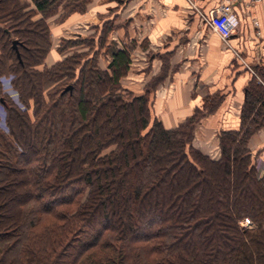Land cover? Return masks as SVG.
Listing matches in <instances>:
<instances>
[{
    "label": "trees",
    "instance_id": "obj_1",
    "mask_svg": "<svg viewBox=\"0 0 264 264\" xmlns=\"http://www.w3.org/2000/svg\"><path fill=\"white\" fill-rule=\"evenodd\" d=\"M87 1L0 0V79L24 105L0 80V264H264V173L247 146L264 89H247L240 126L218 134L211 158L192 145L201 110L166 128L148 88L121 87L127 45L106 69L93 51L37 68L49 49L42 16Z\"/></svg>",
    "mask_w": 264,
    "mask_h": 264
},
{
    "label": "crops",
    "instance_id": "obj_2",
    "mask_svg": "<svg viewBox=\"0 0 264 264\" xmlns=\"http://www.w3.org/2000/svg\"><path fill=\"white\" fill-rule=\"evenodd\" d=\"M218 1L196 0L204 11ZM87 6V13L95 21L92 23L89 17L82 31L114 20L118 29L111 41L115 40L117 48L132 44L131 69L137 67L134 60L139 57L137 60L157 71L160 52L169 55L175 69H169L172 74L164 82L171 87L166 96L155 100V105L160 100L156 115L166 128L176 127L195 109H201L205 99L215 95L220 100L195 126L193 146L202 152L209 148L203 139L213 136L216 141L218 130L240 126L247 89L253 84L264 89V0L249 7L240 1L234 3L238 24L226 43L201 21L186 0H90ZM2 86L9 87L4 81ZM247 146L252 155L264 159V121L249 137ZM256 168L260 178L264 169Z\"/></svg>",
    "mask_w": 264,
    "mask_h": 264
},
{
    "label": "rangeland",
    "instance_id": "obj_3",
    "mask_svg": "<svg viewBox=\"0 0 264 264\" xmlns=\"http://www.w3.org/2000/svg\"><path fill=\"white\" fill-rule=\"evenodd\" d=\"M89 2L90 0L84 4L83 8L75 7V9H73L71 13L66 14L65 16H61L62 10H57L56 13H53L51 15L42 16V18L44 17L46 19L48 25L49 49L45 59L43 60V63L37 65L38 69H41L44 66H51L55 62L63 60L65 57L72 55L74 52L81 53L83 51L86 52L89 51L88 54L89 53L92 54V51L95 53V60L99 68L106 69L108 67L107 65L110 61L111 51L117 48V44L115 40L111 41V39H112V34H114V32L117 31L118 27L114 25L113 23L114 20H111L104 22L98 28L93 27V29H89V31H82L83 25L89 24L88 23L89 17L92 23L95 21L93 20V17L87 13L88 11L87 5L89 4ZM29 7L34 8L31 3H29ZM40 17L41 15L39 13H36L33 16V18L35 19H38ZM98 17L99 15H97L96 20ZM48 21H50V23ZM103 37L105 38L104 43L100 41V39ZM88 41L90 42L89 43L90 45L87 46ZM130 45L132 44L130 43ZM130 45L127 46L128 49L132 52V48ZM158 56H159L158 57L159 64L156 65L158 69L157 71L156 69L154 71V69L147 66L145 62H143L141 59L137 60L139 59V57H137V59L134 60L135 66L137 67L131 69V66L129 64V68L127 72L120 78L121 87L125 88V92L127 93L130 92L133 93L134 95H141L144 94L146 88H148V96L149 98H151L150 109L152 112V117H155L157 119L159 118L156 115V111L159 113L161 108V103H159L160 100L158 99L159 100L158 105H155V100L157 98H162L163 96H166V94H168L171 85L165 84L164 80L167 78V76H169V74L170 75L172 74L169 73V69L170 70L175 69V66L173 67V65H171V63L169 62V55L167 53L160 52ZM130 60H131V56H130ZM138 67H140V69H138ZM175 75L178 76L177 74ZM7 77L10 78L11 75L8 74ZM0 80L1 82L4 81L6 86L9 84L6 79V76L4 75L1 77ZM135 80H139L138 84L132 83L135 82ZM8 86L9 87L4 89V93L9 97V99L14 103V105H16L20 109H23L24 105L20 101L17 91L14 88H12V86L11 87L10 85ZM219 102L220 100H217L215 95L212 97L211 100L205 99L203 101L202 108L201 109L197 108L198 110H201V112L203 113L202 115H200L199 119L195 123L194 129L196 124H198L205 115H208L209 113L213 112V110L218 106ZM195 110L191 115L194 114ZM206 111L208 112L207 114ZM4 117H5V112L0 107V130L7 135L8 134L7 130L4 127L5 126ZM183 121L179 122L178 125ZM194 129H193V136H194ZM210 129L213 130L212 128ZM215 131L216 130H213V132ZM221 131L222 129L217 131L216 141L213 136H209L203 139L204 141H206V146L209 147L208 149H205L206 152L203 153L207 154L208 156L214 159L220 156V145H219L218 134ZM192 145H193V139H192ZM108 150L109 149H104L103 153H106ZM257 155H255L256 166H260L264 169V159L258 158ZM257 159L260 161H258ZM32 204H34V202H31L30 205ZM245 218L240 222V225L252 227L253 226L252 221L250 220V223L245 224Z\"/></svg>",
    "mask_w": 264,
    "mask_h": 264
},
{
    "label": "built area",
    "instance_id": "obj_4",
    "mask_svg": "<svg viewBox=\"0 0 264 264\" xmlns=\"http://www.w3.org/2000/svg\"><path fill=\"white\" fill-rule=\"evenodd\" d=\"M188 5L199 16L201 21L206 24L209 29L215 32L223 42H227L233 29L237 26L238 20L233 13L234 3L240 1L249 7L261 0H219L217 5L204 11L200 8L196 0H186ZM250 223L248 217L245 218V224Z\"/></svg>",
    "mask_w": 264,
    "mask_h": 264
},
{
    "label": "water",
    "instance_id": "obj_5",
    "mask_svg": "<svg viewBox=\"0 0 264 264\" xmlns=\"http://www.w3.org/2000/svg\"><path fill=\"white\" fill-rule=\"evenodd\" d=\"M12 44H13V47L16 49L17 48V41L14 39L13 41H12Z\"/></svg>",
    "mask_w": 264,
    "mask_h": 264
}]
</instances>
